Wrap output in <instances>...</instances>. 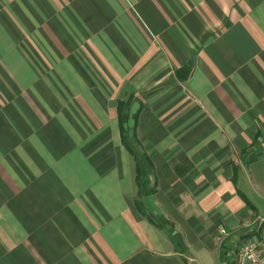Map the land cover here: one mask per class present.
Masks as SVG:
<instances>
[{
	"label": "crops",
	"instance_id": "crops-1",
	"mask_svg": "<svg viewBox=\"0 0 264 264\" xmlns=\"http://www.w3.org/2000/svg\"><path fill=\"white\" fill-rule=\"evenodd\" d=\"M262 218L264 0H0V264H236Z\"/></svg>",
	"mask_w": 264,
	"mask_h": 264
},
{
	"label": "built area",
	"instance_id": "built-area-1",
	"mask_svg": "<svg viewBox=\"0 0 264 264\" xmlns=\"http://www.w3.org/2000/svg\"><path fill=\"white\" fill-rule=\"evenodd\" d=\"M236 264H264V218L236 249Z\"/></svg>",
	"mask_w": 264,
	"mask_h": 264
},
{
	"label": "rangeland",
	"instance_id": "rangeland-1",
	"mask_svg": "<svg viewBox=\"0 0 264 264\" xmlns=\"http://www.w3.org/2000/svg\"><path fill=\"white\" fill-rule=\"evenodd\" d=\"M131 105V104H130ZM128 109V107H127ZM130 116V117H129ZM127 118H131V115H129ZM126 118V116H125ZM133 120L135 119V114L132 115ZM129 120V119H128ZM130 124H132V120H129ZM126 140L124 141L126 146L131 149V151H134L137 155H139L141 158L139 159L140 164L138 165L137 169V176L136 180L137 183H142L144 180V175L148 173L150 170L146 159L143 158V153L140 151V147L138 146L136 140H134L132 133H130L127 137H125Z\"/></svg>",
	"mask_w": 264,
	"mask_h": 264
},
{
	"label": "trees",
	"instance_id": "trees-1",
	"mask_svg": "<svg viewBox=\"0 0 264 264\" xmlns=\"http://www.w3.org/2000/svg\"><path fill=\"white\" fill-rule=\"evenodd\" d=\"M118 113H119V123H120V127H121V131H122V134H123V137H124V141H125V132H126V128H125V119H124V104L123 103H120L119 104V107H118ZM139 114H140V112H138V113H136L135 114V119H134V121H135V123L137 122V120H138V118H139ZM134 137V140H136L135 139V135H133ZM130 151H131V149H130ZM143 184L142 185H144L145 186V181H143L142 182ZM145 188V187H144ZM148 191L146 190V193H147Z\"/></svg>",
	"mask_w": 264,
	"mask_h": 264
}]
</instances>
